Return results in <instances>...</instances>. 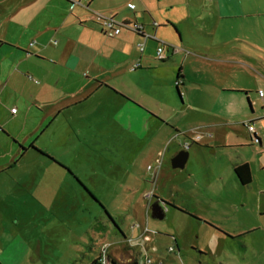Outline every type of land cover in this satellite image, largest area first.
<instances>
[{"label": "rangeland", "instance_id": "1", "mask_svg": "<svg viewBox=\"0 0 264 264\" xmlns=\"http://www.w3.org/2000/svg\"><path fill=\"white\" fill-rule=\"evenodd\" d=\"M131 1L135 10L124 5L117 20L137 21L177 49L156 70V91L166 100L147 99L158 114L145 108L148 115L123 130L86 131L75 147L56 141L52 146L64 155V162L55 158L58 176L47 173L36 151L12 166L2 158L0 264H93L103 248L109 255L110 245L127 237L141 245L138 264L149 256L166 264H264V48L245 49L254 69L240 77L219 63L230 50L217 38L237 21L221 19L214 0ZM96 28L100 35L82 36L99 45L106 36ZM147 44L145 54L155 58L157 44ZM180 69L183 81L176 78ZM235 85L249 91L251 107L243 93L223 91ZM160 116L171 124L158 126ZM187 143L185 168H173L172 158ZM244 162L253 173L247 185L234 173ZM151 191L168 209L163 219L144 215L149 238L137 239L142 216L134 203ZM170 201L196 217L174 210ZM173 237L175 252L168 250Z\"/></svg>", "mask_w": 264, "mask_h": 264}, {"label": "crops", "instance_id": "2", "mask_svg": "<svg viewBox=\"0 0 264 264\" xmlns=\"http://www.w3.org/2000/svg\"><path fill=\"white\" fill-rule=\"evenodd\" d=\"M78 1L0 0V160L7 158L5 163L8 166H12L10 164L15 158H25L30 151H36L38 157L46 159L39 158L41 162L47 163H44L47 173L58 176L61 170L55 167L58 163L55 158L64 162L61 159L64 155L54 149L56 141L59 143L63 138L66 139V147L71 143L75 147L76 136L84 143L86 131L123 130L125 126L131 127L138 123L136 120L148 115L145 108L157 113L147 99L156 96L155 100H166L156 91V70L166 64L165 61L173 54L160 63L157 55L152 58L145 54L148 41L158 45L156 39H146L144 50L141 51L139 43L144 40L135 31L123 28L120 34L109 36L95 21L98 10L115 18L124 5L135 10L136 7L128 6L132 1ZM213 2H216L221 19L237 21L217 38L220 46L230 50L221 57L219 63L227 65L223 69L225 71L237 70L240 77L252 76V62L243 54L247 48H264V0ZM128 21L124 18L120 22ZM96 26L102 35L108 37L102 38L99 45L82 36L85 32L99 34ZM154 26L150 25L151 29ZM144 31L155 35L145 26ZM56 36L61 41L53 43ZM136 64L138 66L134 67ZM179 72L183 81V73ZM176 78L178 80V75ZM70 85L72 88L67 90ZM223 88V91L234 93L247 91L241 85ZM243 95L248 101L249 93ZM156 119L158 126H168L172 122L168 118H164L165 121ZM192 141L195 142V139ZM101 157L103 162L109 163L106 155ZM249 166L253 181L252 168ZM6 168L0 165V173ZM145 194L134 203L136 216H142L136 223L140 225L137 239L146 238L148 219L145 220L144 215L148 216L153 200L159 199L154 193V199L150 202ZM170 202L175 205L173 201ZM166 209L167 202L165 214ZM171 242L170 246L175 248L172 252L176 248L179 250L178 239L173 237ZM140 250L141 245L134 246L131 238L127 237L120 243L110 245L109 257L120 263L135 258L138 261ZM158 262L166 264L161 259ZM92 263L99 264L98 258L95 257Z\"/></svg>", "mask_w": 264, "mask_h": 264}, {"label": "built area", "instance_id": "3", "mask_svg": "<svg viewBox=\"0 0 264 264\" xmlns=\"http://www.w3.org/2000/svg\"><path fill=\"white\" fill-rule=\"evenodd\" d=\"M74 3H79L78 0H72ZM128 6L130 8H135V4L129 2ZM95 21L97 23H99L101 25V27L103 28L104 32L109 35V36H114V35H118L120 34V32L122 31V29L124 28L123 22L118 21L115 17L110 16V15H105L99 12L95 13ZM154 25H157L156 23ZM126 28H128L129 30H133L136 33H138L139 35H141L143 37L142 42L139 43V49L141 51L144 50V46H145V40L148 38H153L156 39L158 42V46H157V50H156V55L158 60H165L167 59L169 56H171L173 53H175L177 51V49H175L174 47H171L169 44H167L166 42H163L161 40H159L155 35H151L147 32L144 31V26L143 25H138V24H134V23H128L126 26ZM138 64H136L134 67H137ZM260 95L263 96V92H260ZM246 125L248 127L249 132L251 133V136L257 135L256 133V129L254 127L253 124H250V122H246ZM254 140H256L255 138H253ZM257 141V140H256ZM190 146L189 143H187L184 148H188ZM151 168V167H149ZM152 169V168H151ZM152 181H156L157 179V169L155 170V172H153L152 174ZM146 198L151 202L154 199V192H148L145 194ZM146 233H147V228L145 229ZM149 237L147 236L146 239H148ZM168 250L170 251H174L175 248L174 246H170L168 248ZM103 252H101V254L99 255V264H110V257L108 255V253L105 254L106 250L105 248H103L102 250ZM145 264H161L160 262L155 261L153 258L151 257H147L145 260Z\"/></svg>", "mask_w": 264, "mask_h": 264}, {"label": "trees", "instance_id": "4", "mask_svg": "<svg viewBox=\"0 0 264 264\" xmlns=\"http://www.w3.org/2000/svg\"><path fill=\"white\" fill-rule=\"evenodd\" d=\"M128 23L127 22H123V25H124V28H126L125 26L127 25ZM128 29V28H126ZM181 71V70H179ZM181 77V74L179 72L178 74V79H180ZM177 90L179 92V88L177 87ZM243 93L246 94V96L248 95L249 91H242ZM248 99V98H247ZM248 103L249 105L251 106V102L249 101L248 99ZM252 138H255L257 140V142L259 144H261V140L259 138L258 135H254V136H251ZM234 173L235 175L237 176L239 182L242 184V185H247L249 183L252 182V175H251V169H250V166H249V163H243V164H240V165H237L234 167ZM173 207L179 209L180 211L182 212H185V213H189L187 210L183 209V208H179L177 206H175L174 204H172ZM191 214V213H189ZM193 216H195L194 214H191ZM196 217V216H195ZM175 238V237H174ZM176 240V239H175ZM99 258V257H98ZM99 260V259H98ZM110 263H113V264H138V261L137 259H132L130 260L129 262H126V263H120V262H117L113 259L110 258Z\"/></svg>", "mask_w": 264, "mask_h": 264}, {"label": "water", "instance_id": "5", "mask_svg": "<svg viewBox=\"0 0 264 264\" xmlns=\"http://www.w3.org/2000/svg\"><path fill=\"white\" fill-rule=\"evenodd\" d=\"M189 148V147H188ZM189 158L187 148L180 150L171 160L173 168H185ZM154 218L163 219L165 216L164 207L159 202H154L151 207Z\"/></svg>", "mask_w": 264, "mask_h": 264}, {"label": "flooded vegetation", "instance_id": "6", "mask_svg": "<svg viewBox=\"0 0 264 264\" xmlns=\"http://www.w3.org/2000/svg\"><path fill=\"white\" fill-rule=\"evenodd\" d=\"M155 202H159L163 207L166 206V202H164L163 200L156 199Z\"/></svg>", "mask_w": 264, "mask_h": 264}]
</instances>
